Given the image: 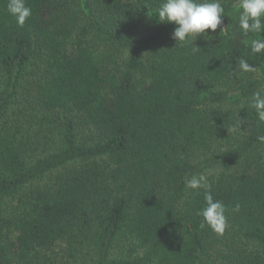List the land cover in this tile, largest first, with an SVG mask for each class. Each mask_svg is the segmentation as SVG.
Wrapping results in <instances>:
<instances>
[{
	"label": "trees",
	"instance_id": "1",
	"mask_svg": "<svg viewBox=\"0 0 264 264\" xmlns=\"http://www.w3.org/2000/svg\"><path fill=\"white\" fill-rule=\"evenodd\" d=\"M26 2L20 27L0 0V264H264V34L242 33L239 0L189 44L162 0ZM201 172L222 236L183 184Z\"/></svg>",
	"mask_w": 264,
	"mask_h": 264
},
{
	"label": "clouds",
	"instance_id": "2",
	"mask_svg": "<svg viewBox=\"0 0 264 264\" xmlns=\"http://www.w3.org/2000/svg\"><path fill=\"white\" fill-rule=\"evenodd\" d=\"M238 20L239 28L247 36L249 33L264 34V0H239ZM6 11L12 16L17 25L23 27L26 20L32 15V9L26 0H7ZM156 15L161 23H171L175 27L172 39L178 44L193 43L199 34L211 29L213 32L223 23L225 9L222 0H162ZM224 28L221 27V31ZM194 44V48H195ZM250 52L264 55V39H253L250 43ZM241 71H252V66L246 59L239 61ZM250 107L254 109L256 118L264 123V89L254 91L250 97ZM242 123L234 126L241 129ZM264 143V135L256 138ZM211 172L193 173L183 178L185 190H192L199 194L203 190L204 206L198 210L201 216V227L207 225L217 235H223L228 227V208L223 201L215 199L212 194V185L209 180ZM231 211L239 212L237 203Z\"/></svg>",
	"mask_w": 264,
	"mask_h": 264
},
{
	"label": "rangeland",
	"instance_id": "3",
	"mask_svg": "<svg viewBox=\"0 0 264 264\" xmlns=\"http://www.w3.org/2000/svg\"><path fill=\"white\" fill-rule=\"evenodd\" d=\"M205 32H209V29H207V30H205ZM94 42H95V44L97 45V47L99 48V49H101V50H104V51H111V48H109V46H107V45H103V43L99 40V39H97V40H94ZM49 133V132H48ZM47 133V134H48ZM52 142L50 143V145H45V146H43L42 147V151H44V150H51V148H54V144L53 143H55V142H58L59 140H60V133L58 132V130L57 129H54L53 130V133H52ZM47 148V149H46ZM48 150V151H49ZM115 251V254H118L119 253V251L116 249V250H114Z\"/></svg>",
	"mask_w": 264,
	"mask_h": 264
}]
</instances>
